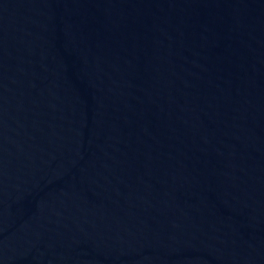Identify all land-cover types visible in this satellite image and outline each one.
<instances>
[{"label":"water","instance_id":"water-1","mask_svg":"<svg viewBox=\"0 0 264 264\" xmlns=\"http://www.w3.org/2000/svg\"><path fill=\"white\" fill-rule=\"evenodd\" d=\"M0 264H264V0H0Z\"/></svg>","mask_w":264,"mask_h":264}]
</instances>
